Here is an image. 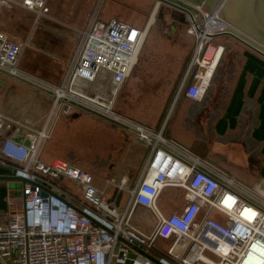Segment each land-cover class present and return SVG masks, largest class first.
<instances>
[{
	"label": "built area",
	"instance_id": "obj_1",
	"mask_svg": "<svg viewBox=\"0 0 264 264\" xmlns=\"http://www.w3.org/2000/svg\"><path fill=\"white\" fill-rule=\"evenodd\" d=\"M222 1L207 13L202 4L176 1L189 11L183 12L195 42L158 128L114 105L138 60L145 25L114 16L101 19L93 12L85 25L73 28L74 48L58 82L20 65L25 42L0 28V72L52 99L40 125L0 110V164L27 179L15 180L20 186L8 187L6 193L8 216L0 221L3 264H264L262 191L163 132L179 95L200 99L211 86L226 47L214 40L217 34L246 35L219 14ZM14 3L37 16L49 11L48 0H0V7ZM100 70L107 74L101 79L109 77L112 86L107 98L78 85L80 79L94 82ZM74 110L95 113L148 146L131 180L127 172L115 170L100 186L93 183L92 171L70 158H41L58 116ZM12 130L22 131L28 143L14 139ZM166 186L181 190L179 206L169 211L158 204ZM137 206L151 213L154 224L148 231L136 224L143 219L135 216ZM159 238L170 240L169 245L158 246Z\"/></svg>",
	"mask_w": 264,
	"mask_h": 264
},
{
	"label": "rangeland",
	"instance_id": "obj_2",
	"mask_svg": "<svg viewBox=\"0 0 264 264\" xmlns=\"http://www.w3.org/2000/svg\"><path fill=\"white\" fill-rule=\"evenodd\" d=\"M170 1L184 2L187 0ZM219 1L215 0L210 9ZM48 4L49 11L42 16H37L18 3L0 7V28L6 31L11 38L25 42L20 65L49 80H57L65 64L63 65L57 55L50 52L51 39L59 40V45L64 44L65 39L75 44L74 33L68 25H74L79 20V24H82L93 12L101 19L114 16L138 26L145 25L147 33L138 61L116 94L114 105L119 111L136 119L152 116L153 112L162 110L168 102L166 111H169L174 97V94L170 93L174 83L173 72L160 70L162 63L169 59L174 50L180 48L185 57L195 42V36L187 32L186 17L184 21L178 17H172L170 9L161 0H48ZM186 4L191 3L187 1ZM234 24L232 22V26ZM233 27L238 28L237 30L242 33L244 31V34L252 35L236 24ZM242 36L249 38L247 35L242 34ZM257 39L264 45L262 40ZM214 40L222 41L226 45L218 66L219 69H225L228 61L235 56V47L239 44L236 42L237 39L235 40L229 34L218 35ZM249 41L264 50L257 41L253 39ZM164 58L167 60L163 61ZM106 75L104 70H100L97 79L92 83L98 94L104 95L105 98L112 96V86L107 81L109 77L107 80L101 79ZM4 78L1 74L0 82H4L6 80ZM8 87L20 96L18 98H12L10 95L5 97L0 91V100L3 99L2 109L7 113L41 124L51 105V97L25 83L13 81ZM76 111L78 112L76 116L72 115V111L58 116L50 137L43 145L41 158L43 160H51L54 157L70 158L92 171L93 183L100 186L104 183V177L114 174V167L120 165L125 167L123 172H127V178L131 180L138 171L132 167V163L138 160L139 153L137 156L135 153L141 145L136 143L133 136L124 133L116 124L105 118L91 112ZM202 138L203 136L199 137L190 147L192 152L199 153L201 157H203L201 153L206 148V141ZM216 147L222 151L226 150V146L220 144ZM207 153L212 159L218 160L222 169L230 164L224 158H216L210 150ZM5 167L6 170L10 169L8 166ZM110 190L111 186H108L107 192ZM125 194V191L121 193L119 201ZM180 197V189L169 190L158 204L166 210V208L179 204ZM135 216L143 218L142 221H136V224L143 230L148 231L152 228L154 220L146 207L137 206ZM169 243L170 240L163 238L157 240L158 246L166 247Z\"/></svg>",
	"mask_w": 264,
	"mask_h": 264
},
{
	"label": "crops",
	"instance_id": "obj_3",
	"mask_svg": "<svg viewBox=\"0 0 264 264\" xmlns=\"http://www.w3.org/2000/svg\"><path fill=\"white\" fill-rule=\"evenodd\" d=\"M87 18L82 24H79V20L76 24L68 26L71 30L82 27L85 25ZM56 32L60 33L58 30ZM56 35L59 36V34ZM50 42V52L55 54V56L57 55V58L63 62V65H66L72 54L74 43L72 44L68 39H65L62 45H59V40L53 41L51 39ZM236 42L239 45L235 47V56L228 61L225 69L218 68L214 74L211 86L202 98L194 100L183 94L176 98L164 125L163 132L186 146L189 150L198 138L203 136L202 139L206 141V148L201 153L203 155L202 158L243 183L262 191L264 194V55L238 40ZM192 47L189 54L185 57L183 56L184 52L179 48L173 51V54H171L168 60L166 58L162 59L163 61H167L162 63L160 71L171 70L173 72L174 83L170 92L172 95L175 92ZM261 47L264 48L263 46ZM62 73L57 80L52 81L58 82L62 77ZM1 74L6 79L4 82H0V91H2L3 96L7 97L10 95L12 98H18L20 94L8 86L13 81L23 82L0 72ZM92 83L81 79L78 80V85L87 91H94ZM2 100H0V110L6 112L2 109ZM168 104L169 102L163 106L162 110L153 112L152 116L146 118L140 117L142 119L138 120L153 128H158L167 113L166 108ZM74 111L77 112L76 110ZM74 111H72V115L75 113ZM29 121L35 123V121ZM118 128L124 133L133 136L136 143L141 145L135 153L136 156L139 153L138 160L136 163H132L134 169H140L145 155H147L148 146L141 143L131 133L120 127ZM10 135L16 140H23L24 142L27 140L22 131L12 130L10 131ZM217 144L226 146V150L222 151L218 149L216 147ZM130 150L134 151L133 148H130ZM208 150L212 151V154L216 158H224L230 164L222 169L218 160L212 159L211 155L207 153ZM196 154L200 156L199 153ZM5 166L8 165L0 164V175L14 174L12 167L8 166L10 169L6 170L7 168ZM1 167H4V170ZM124 168L123 165H120L119 167H114V171L116 170V172L122 173ZM8 184V180L0 179L1 222L6 221L8 216L6 203V193L8 187H10ZM173 189L176 188L171 186L164 187L158 196V203L163 199L165 193ZM177 206L179 204H175L172 208H166V211L172 210ZM0 264H3L1 258Z\"/></svg>",
	"mask_w": 264,
	"mask_h": 264
},
{
	"label": "water",
	"instance_id": "obj_4",
	"mask_svg": "<svg viewBox=\"0 0 264 264\" xmlns=\"http://www.w3.org/2000/svg\"><path fill=\"white\" fill-rule=\"evenodd\" d=\"M161 1L175 5L182 11H188L182 5L174 3L170 0H161ZM187 1L192 4H202L201 6L205 9L207 13L215 0H187ZM219 14L222 15L231 24L233 22L239 27L246 30L247 32L254 35L255 37L250 34H246L251 39L257 41L261 46L263 45L257 38H259L264 42V0H223ZM222 34H229L238 41L244 43L245 45L257 51L258 53L264 55V50L260 49L259 47L255 46L254 44H252L251 42L242 38L241 36L237 35L234 32L231 31L220 32L217 35H222ZM77 114L78 112H75L73 113V116H76ZM25 143H28V141L26 140ZM0 179L8 180L9 181L8 185L10 187L20 186V182H17L15 180H21V181L27 180L24 176L17 174L0 175ZM41 193L44 194V191L42 190ZM130 245L132 247H135L134 243H131ZM147 255L150 258L157 261L151 254L147 253Z\"/></svg>",
	"mask_w": 264,
	"mask_h": 264
},
{
	"label": "flooded vegetation",
	"instance_id": "obj_5",
	"mask_svg": "<svg viewBox=\"0 0 264 264\" xmlns=\"http://www.w3.org/2000/svg\"><path fill=\"white\" fill-rule=\"evenodd\" d=\"M163 3H165L167 8L170 9V14L172 15V17H178L179 19L184 21L185 15H184V12L181 9H179L175 5H172V4H169V3H166V2H163ZM174 3H176V2L174 1Z\"/></svg>",
	"mask_w": 264,
	"mask_h": 264
}]
</instances>
